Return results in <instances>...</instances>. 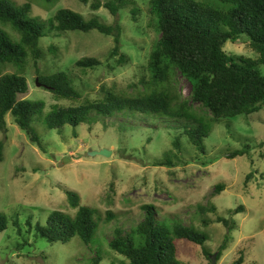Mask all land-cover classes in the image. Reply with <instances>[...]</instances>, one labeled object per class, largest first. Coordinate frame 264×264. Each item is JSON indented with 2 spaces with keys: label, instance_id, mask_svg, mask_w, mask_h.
I'll list each match as a JSON object with an SVG mask.
<instances>
[{
  "label": "rangeland",
  "instance_id": "obj_1",
  "mask_svg": "<svg viewBox=\"0 0 264 264\" xmlns=\"http://www.w3.org/2000/svg\"><path fill=\"white\" fill-rule=\"evenodd\" d=\"M11 1L18 5L31 3V14L44 20L61 8H68L86 19L98 16L109 25L119 22L121 50L128 56V62L120 65L119 57L112 55L114 37L96 29L58 32L46 24L39 58L29 54L22 72L18 69L22 65L0 66V75L19 72L28 78L29 93L25 98L45 100L48 106L61 104L49 89L37 84L39 74L58 71L71 76L82 93L81 102L99 99L108 89L131 93L142 87L141 79H148L149 55L160 37L151 0H129L117 17L104 7L94 11L91 5L95 0ZM133 9L137 10V20ZM8 31L17 37L12 29ZM224 49L229 55L257 58L248 41H228ZM84 57H96L101 65L76 66ZM177 82L184 97H189L190 82L181 75L177 76ZM38 116L33 127L43 149L11 114L7 116V131L0 128V142H4L0 211L8 218V228L0 234V264H89V257L95 253H90L91 249L79 238L51 243L38 236L34 228L39 221L44 224L55 210L75 215L65 187L78 191L82 204L97 208L101 214L99 236L103 240L94 237L93 241L96 240L94 249L104 256L103 264L121 263L123 257L108 246L113 231L135 228L145 217L146 204L156 208L157 217L163 222L189 225L208 235L205 247L188 239L176 240L180 264H209L204 248L217 253L226 235L227 247L217 264H233L240 256L244 257L243 264H264V108L251 115L223 118L214 123L205 139L206 153L192 144L178 123L163 122L167 120L163 118L118 116L110 118L107 126L82 123L53 129L41 117L36 119ZM176 138L180 148L174 145ZM246 145L250 146L248 154L236 158L224 156L226 151ZM103 149L112 154L109 157L99 154ZM167 155L174 157V166L157 164ZM249 173H253V178L246 186ZM218 184L225 185L221 193L215 191ZM201 206L208 211L201 210ZM241 206L244 209L235 213ZM109 212L114 214L111 220ZM218 217L229 219L234 228L229 232V227L217 221ZM204 220L210 221L209 224H204Z\"/></svg>",
  "mask_w": 264,
  "mask_h": 264
},
{
  "label": "trees",
  "instance_id": "obj_2",
  "mask_svg": "<svg viewBox=\"0 0 264 264\" xmlns=\"http://www.w3.org/2000/svg\"><path fill=\"white\" fill-rule=\"evenodd\" d=\"M53 3L54 0H43ZM129 0H95L91 8L96 11L107 8L113 16H118ZM151 12L155 16L156 29L160 34L149 55L148 79H141V88L131 93L108 89L99 99H83L71 76L65 71L42 75L37 79L43 87L61 101V104L47 105L45 100H31L28 78L19 72L0 75V128L7 131V116L11 114L16 123L42 149L41 139L33 127L37 115L44 119L49 128L58 129L66 124L89 126L104 123L110 118L123 116L155 119L178 123L192 144L206 153L205 139L210 135L213 124L223 118L251 115L264 108V0H151ZM136 8V7H135ZM32 5L26 2L18 5L15 1L0 0V66L22 65L26 69L29 54L41 56L40 39L44 36L46 24L58 32L96 29L114 37L112 55L118 56V63L128 62V56L121 50L122 26L119 22L106 24L98 16L86 19L81 13L68 8L59 9L48 20L31 14ZM137 9V8H136ZM138 10V9H137ZM137 10L132 14L136 18ZM12 29L17 37L8 31ZM51 30V32H52ZM244 38V39H243ZM248 41L257 58L243 55H229L224 47L228 41L240 43ZM246 40V41H244ZM101 62L96 57H84L76 62L79 67H96ZM181 75L191 84V94L184 97L178 88L177 76ZM194 103L198 106L194 107ZM201 112V113H199ZM114 125V122L112 123ZM174 145L180 148V141ZM4 142H0V162L3 160ZM249 145L242 149L226 151L227 158L248 154ZM157 164L174 166V157L167 155ZM253 173L245 179L249 184ZM68 203L76 209L75 215L63 211H52L44 224L34 226L37 235L49 242H70L79 238L90 253L95 256L89 264H103L104 256L94 249L100 240L101 214L97 208L82 204L80 193L72 188H63ZM225 190L218 184L217 193ZM216 193V194H217ZM112 199V196L109 195ZM144 219L130 231L115 228L108 246L121 255L120 264H180L177 259V239H188L205 247L208 235L181 223H165L157 217L156 208L146 204ZM213 209V207H211ZM211 208L209 210H211ZM215 208V207H214ZM207 208L201 206L204 212ZM243 206L235 210L239 213ZM114 214L109 212V220ZM218 222L234 228L229 219L218 217ZM210 222V221H209ZM208 220L203 223L208 225ZM33 225L31 224V227ZM8 228V218L0 211V234ZM230 229V230H229ZM96 237L95 241L93 238ZM228 235L217 251V261L227 247ZM103 240V239H101ZM210 259L211 251L204 248ZM240 256L233 264H243ZM111 264H117L112 262Z\"/></svg>",
  "mask_w": 264,
  "mask_h": 264
},
{
  "label": "water",
  "instance_id": "obj_3",
  "mask_svg": "<svg viewBox=\"0 0 264 264\" xmlns=\"http://www.w3.org/2000/svg\"><path fill=\"white\" fill-rule=\"evenodd\" d=\"M37 84L38 85H42L39 82V79H37ZM99 154L104 155L106 157H109L112 154V151L108 150V149H103L101 151H98ZM211 264H217V253H214L211 255Z\"/></svg>",
  "mask_w": 264,
  "mask_h": 264
}]
</instances>
